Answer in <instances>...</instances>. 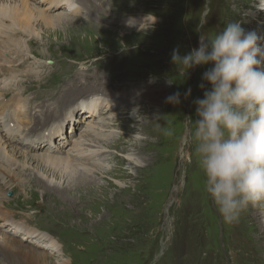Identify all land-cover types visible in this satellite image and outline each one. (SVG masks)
<instances>
[{
  "label": "rangeland",
  "instance_id": "1",
  "mask_svg": "<svg viewBox=\"0 0 264 264\" xmlns=\"http://www.w3.org/2000/svg\"><path fill=\"white\" fill-rule=\"evenodd\" d=\"M23 1L45 12L49 9V0ZM73 1L77 10L69 18L77 21L72 28L52 31L37 26V39L16 35L14 41L23 40L27 51L15 47L7 53L0 44V75L10 81L0 92V100L8 101L7 107L13 109L15 103L10 99L20 94L27 107H35L34 93L58 91L41 109L32 106L28 115L23 114L31 121L25 125L27 130L35 124L36 132L52 124L62 126V132L53 136L52 144L57 147L38 139L33 147L36 153L44 154L51 147L64 157L79 136L86 135V124L93 125L97 136L89 138L94 141L91 149H96L100 166L91 168L94 176L86 177L91 195L81 212L65 208L58 197L43 194L35 183V177L44 173V181L64 188L65 177H52L42 165L26 163L15 155V183L0 194V200L8 203L5 215L48 235L67 264H264V206H250L238 222H224L204 190L195 156L186 146L184 121L194 116L192 100L203 95L198 84L207 66L179 75L170 53L177 46L182 54L197 46V15L204 0ZM211 8L205 31L233 21L246 32L264 37L260 0H212ZM62 11L66 12L59 8L55 13ZM41 38L42 42L34 41ZM258 46L264 47V39ZM68 61L74 71L63 81L58 74ZM87 75L93 77L85 80ZM189 88L191 96L185 99L182 95L180 104L165 102L169 94H183ZM90 96L97 98L93 107L89 104L92 97L85 103L78 99ZM97 102L101 103L95 107ZM99 106L109 109L90 122L83 120V115L91 118ZM133 109L144 116L140 122L132 115ZM162 126L174 129V135L164 136ZM20 141L18 134L13 136V145ZM33 178L34 184H29ZM17 182L20 186L15 187Z\"/></svg>",
  "mask_w": 264,
  "mask_h": 264
},
{
  "label": "clouds",
  "instance_id": "2",
  "mask_svg": "<svg viewBox=\"0 0 264 264\" xmlns=\"http://www.w3.org/2000/svg\"><path fill=\"white\" fill-rule=\"evenodd\" d=\"M211 4L204 0L197 15V46L184 54L174 47L170 62L182 76L207 66L198 84L203 95L192 100L195 112L184 121V137L217 214L234 223L250 206H264V47L258 46L264 37L233 21L205 31ZM182 95L190 97L191 88L169 94L165 102L178 105ZM132 115L138 122L144 118L137 109ZM160 131L174 135L170 127Z\"/></svg>",
  "mask_w": 264,
  "mask_h": 264
},
{
  "label": "bare ground",
  "instance_id": "3",
  "mask_svg": "<svg viewBox=\"0 0 264 264\" xmlns=\"http://www.w3.org/2000/svg\"><path fill=\"white\" fill-rule=\"evenodd\" d=\"M260 3L264 5V0H260ZM48 8L52 11L55 10L56 12L59 8H64L66 12L62 11L60 13H55L54 11L50 13ZM48 8L47 12H45V10H40L38 7H35L34 4H27L23 0H0V44L4 45L2 49L7 53L9 52L10 48L15 47H20V51L23 50L22 48L27 51V47L25 46L26 44H24L23 40L19 39L20 42L18 41V43L14 41V38L17 37L16 35L20 34L23 37L27 36L30 39H37L40 35L37 33V26L46 27L52 31L58 27L70 29L74 25L75 21H77V19H71V16L69 18V14L77 10V7L74 6L73 0H49ZM147 22H150V19H148ZM147 22L142 28L148 24ZM43 38H41V40L34 41L42 42ZM34 41L30 42L29 44H34ZM5 45L7 47H5ZM82 65H84V63ZM1 67H3V60L0 61V70ZM69 67L71 70H67ZM73 71L74 66L70 61H68L60 69V73L58 75L61 76L58 78H62L63 81H65L72 76ZM91 77L93 76L84 78L87 80L91 79ZM9 82V80H4L0 75V92L5 90V88L9 85ZM80 84L82 85V88H86L87 86L82 80L80 81ZM72 91L73 89L70 90V94H72ZM57 92L58 91L48 93L40 91L39 93H34L33 96L36 97L34 99V104H36L35 107L32 104H29L27 107L25 100L20 98V94H16L12 97V99H10L13 101V103H15L13 109L7 107V104H9L8 101L0 100V194L2 189L10 187L13 185V183H15L13 182L14 173H12V168L17 169L18 166L15 155H21L23 159L26 160V163L31 162L40 166L42 165L45 168L44 171L47 173L49 172L52 177L57 174L65 177L68 182L64 188L53 186L50 184L51 182L48 183L47 180L44 181L41 178L44 173L39 174L41 176L40 178L35 177V183H37L39 189L41 188L43 190V194L49 192L47 196H53L55 198L58 197V200L62 206L65 208L68 206V209H72L76 213L81 212L80 208L88 203L87 201L90 197L89 195H91V190H89V185L91 183L86 177L94 176L92 169L100 166V164L96 163L95 160L97 158L96 149H91L94 147V141L90 139V135H94L95 137L97 136L96 133L93 132L95 131L93 125L86 124L83 130L86 135L81 134L78 140L74 143L73 149L67 151V153L64 152V157H61L57 152H54L51 147H48L45 152H43L44 154L36 153L35 151H37V148L35 149L33 147L36 143L35 140L38 139H44L51 145L53 136L59 132H62V126L59 123L52 124L48 128H45L42 132H36L37 124H35L27 130L25 129V125H29L31 121L27 116L23 117L24 112H26L25 115L30 113L32 106L33 110L41 109L44 104L52 101L57 96ZM68 93L66 92L65 96H70ZM86 94L84 96H86ZM62 97H64L63 94ZM89 98H91V103H89L90 107H93L95 100H97L95 96L78 99L84 100L85 103ZM72 101L74 100H69V102ZM99 103L101 102H97L95 107L98 106ZM107 104H111V101L107 102ZM24 109L26 111H24ZM107 110L103 106H99L96 108V110H94L95 112L91 118H86L88 115L87 114L83 115V120L90 122V120H92L94 117L104 114L107 112ZM72 115L73 114H68L67 116L73 117ZM19 117L23 118V120H21L25 121L26 123H23L22 121L20 122ZM37 123H39V120ZM102 124V121H100L98 127L100 128ZM16 134L21 137V141L19 142L20 146L12 144L13 136ZM3 144L5 145L3 146ZM7 146L9 147V151L6 150ZM52 147L55 148L57 146L54 147L52 144ZM50 151H53V153ZM98 157L100 156L98 155ZM25 164H23V168L25 167ZM35 178L31 179L29 184H34ZM16 186H20L19 182H17L15 187ZM87 190H89V193ZM67 196L70 197V199L67 198ZM76 196L77 199H73V197ZM56 202L57 201H55V203ZM0 203H2L0 205V264H67L66 258L61 256L59 253V246L56 245V242H53L48 235L29 228L25 226L24 223L18 222L15 219H10L11 216L5 215L6 211H4V207L6 208L8 203L3 201V199L0 200ZM2 216L5 220L2 219ZM15 225H17L16 228ZM3 228L11 234L3 232L1 230ZM11 228L14 231L11 230ZM45 248L48 250H44ZM54 254H56L57 257L52 259Z\"/></svg>",
  "mask_w": 264,
  "mask_h": 264
},
{
  "label": "water",
  "instance_id": "4",
  "mask_svg": "<svg viewBox=\"0 0 264 264\" xmlns=\"http://www.w3.org/2000/svg\"><path fill=\"white\" fill-rule=\"evenodd\" d=\"M47 64H50V62H47Z\"/></svg>",
  "mask_w": 264,
  "mask_h": 264
}]
</instances>
